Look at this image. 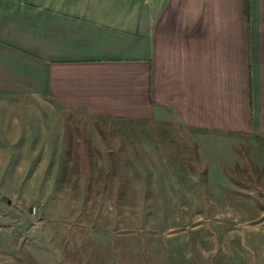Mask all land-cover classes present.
<instances>
[{"label": "rangeland", "instance_id": "1", "mask_svg": "<svg viewBox=\"0 0 264 264\" xmlns=\"http://www.w3.org/2000/svg\"><path fill=\"white\" fill-rule=\"evenodd\" d=\"M200 133L0 95V264L92 253L127 225L203 264H264V137L256 155L251 134Z\"/></svg>", "mask_w": 264, "mask_h": 264}, {"label": "crops", "instance_id": "2", "mask_svg": "<svg viewBox=\"0 0 264 264\" xmlns=\"http://www.w3.org/2000/svg\"><path fill=\"white\" fill-rule=\"evenodd\" d=\"M0 95L96 117L176 116L204 142L251 134L258 155L264 0L248 11L245 0H0ZM130 230L43 264H203L180 243L168 251L162 232V244L145 246Z\"/></svg>", "mask_w": 264, "mask_h": 264}, {"label": "trees", "instance_id": "3", "mask_svg": "<svg viewBox=\"0 0 264 264\" xmlns=\"http://www.w3.org/2000/svg\"><path fill=\"white\" fill-rule=\"evenodd\" d=\"M245 7H246V10L248 11V9H249V0H245Z\"/></svg>", "mask_w": 264, "mask_h": 264}]
</instances>
